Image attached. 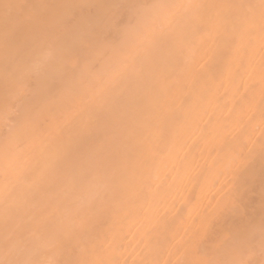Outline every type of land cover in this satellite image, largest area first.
Segmentation results:
<instances>
[{"label":"bare ground","instance_id":"1","mask_svg":"<svg viewBox=\"0 0 264 264\" xmlns=\"http://www.w3.org/2000/svg\"><path fill=\"white\" fill-rule=\"evenodd\" d=\"M262 120L264 0H0V261L264 264Z\"/></svg>","mask_w":264,"mask_h":264},{"label":"clouds","instance_id":"2","mask_svg":"<svg viewBox=\"0 0 264 264\" xmlns=\"http://www.w3.org/2000/svg\"><path fill=\"white\" fill-rule=\"evenodd\" d=\"M46 56H51V53H46ZM0 197H2V189H0ZM102 198L103 197V187H96L94 190L90 192H86L83 197H81V203L82 205L90 206L92 202L96 198ZM0 264H3L2 261H0ZM10 264H49L47 261H21L17 260L14 262H10ZM107 264H115V262H107Z\"/></svg>","mask_w":264,"mask_h":264},{"label":"snow or ice","instance_id":"3","mask_svg":"<svg viewBox=\"0 0 264 264\" xmlns=\"http://www.w3.org/2000/svg\"><path fill=\"white\" fill-rule=\"evenodd\" d=\"M261 123H262V125H264V120H262ZM226 138H227V135H225L224 137H221V139H220L218 145H222V144H224L225 141H226ZM216 147H217V146H216ZM211 150H212V149L210 148L209 151H211ZM236 161H237V163H236L237 168H239V167L244 163V160L241 159V158H236Z\"/></svg>","mask_w":264,"mask_h":264}]
</instances>
